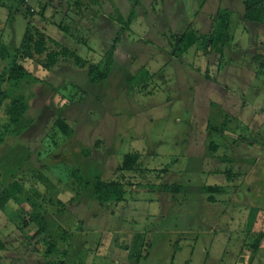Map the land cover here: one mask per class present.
Here are the masks:
<instances>
[{
  "label": "rangeland",
  "instance_id": "obj_1",
  "mask_svg": "<svg viewBox=\"0 0 264 264\" xmlns=\"http://www.w3.org/2000/svg\"><path fill=\"white\" fill-rule=\"evenodd\" d=\"M102 1H55L35 25L91 76L36 57L20 87L1 88L32 95L33 124L0 145V198L11 194L0 264H264V71L252 62L264 57V23L244 20L245 0H141L122 29L114 18L133 2ZM58 117L68 140L51 131ZM127 153L140 154L134 171L118 168ZM97 178L122 184L125 200L96 202ZM13 214L43 215L46 234L31 242L36 224Z\"/></svg>",
  "mask_w": 264,
  "mask_h": 264
},
{
  "label": "trees",
  "instance_id": "obj_2",
  "mask_svg": "<svg viewBox=\"0 0 264 264\" xmlns=\"http://www.w3.org/2000/svg\"><path fill=\"white\" fill-rule=\"evenodd\" d=\"M24 9L26 17H32L35 15H42L45 17L43 9L49 6L48 4L42 5L40 9L35 13H31L26 7L23 0H20ZM133 2L134 9L130 12L128 18L123 16H117L114 18L124 28H129L135 19V7L141 4V0H129ZM95 5L101 7L102 0H92ZM79 4V2H78ZM222 20V24L225 30L230 28V12L228 10H221L218 13ZM243 18L246 22L254 24L264 23V0H245ZM44 20V19H43ZM46 20V18H45ZM173 41V40H172ZM171 41V42H172ZM175 47V46H174ZM10 47L5 44H0V115L1 111H5L6 120L0 124V145H3L8 137L19 139L23 136L33 124V120L28 116V110L30 109V101L32 95H15L9 94L6 90L1 89L5 84H12L11 88L20 87L21 82L31 75L28 67L26 66L29 61H33L36 57H44L43 60H38L40 66L45 70H51L57 67L62 62H73L78 68L87 67L88 76H91L94 72V67L88 65L86 58L81 57L72 48L60 43L53 39L46 32H39L34 24H30L23 36V39L18 47L15 49H9ZM115 50V44L112 45L108 51L107 59V73L111 70L114 60L113 52ZM177 49H174L176 53ZM253 64L257 65L260 70L264 71V57L254 55L252 57ZM2 64V65H1ZM107 73H103L100 77L102 79L107 77ZM2 120V117L1 119ZM53 129L61 134L65 140L70 139L74 135L73 127L62 117H58L54 120ZM64 140V141H65ZM212 150H217V146L213 145ZM140 154L127 153L124 155L122 162L119 165L121 171H134L139 168ZM166 191L178 192L182 190V186L178 184H166L163 186ZM94 199L99 204L109 203H121L126 198V191L122 184L117 182H107L100 178H97L94 188ZM11 199L10 192L5 193L0 198V209L9 212L7 203ZM12 218L21 227H27L30 221L36 224L34 232L30 234V240L38 241L47 232L48 223L43 215L38 214L30 220H23L22 218L12 215ZM3 247L2 244H0ZM45 264H53L51 262H45Z\"/></svg>",
  "mask_w": 264,
  "mask_h": 264
},
{
  "label": "crops",
  "instance_id": "obj_3",
  "mask_svg": "<svg viewBox=\"0 0 264 264\" xmlns=\"http://www.w3.org/2000/svg\"><path fill=\"white\" fill-rule=\"evenodd\" d=\"M58 1V0H56ZM48 10L43 9L44 13ZM24 17V18H22ZM22 18V23H17ZM25 18L28 19L26 23ZM42 15L26 17L25 9L20 0H0V44L8 45L16 36H23L30 24L36 25L38 21L43 20ZM27 25V26H26Z\"/></svg>",
  "mask_w": 264,
  "mask_h": 264
},
{
  "label": "built area",
  "instance_id": "obj_4",
  "mask_svg": "<svg viewBox=\"0 0 264 264\" xmlns=\"http://www.w3.org/2000/svg\"><path fill=\"white\" fill-rule=\"evenodd\" d=\"M56 0H23L25 7L31 12L36 13L42 5H51Z\"/></svg>",
  "mask_w": 264,
  "mask_h": 264
}]
</instances>
